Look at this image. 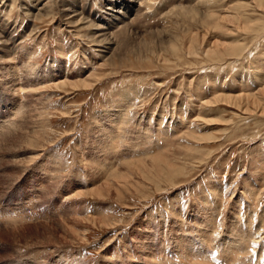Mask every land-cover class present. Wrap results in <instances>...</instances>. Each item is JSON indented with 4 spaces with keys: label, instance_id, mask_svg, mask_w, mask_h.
<instances>
[{
    "label": "rangeland",
    "instance_id": "374dc122",
    "mask_svg": "<svg viewBox=\"0 0 264 264\" xmlns=\"http://www.w3.org/2000/svg\"><path fill=\"white\" fill-rule=\"evenodd\" d=\"M128 2L0 0V264H264V0Z\"/></svg>",
    "mask_w": 264,
    "mask_h": 264
},
{
    "label": "bare ground",
    "instance_id": "6f19581e",
    "mask_svg": "<svg viewBox=\"0 0 264 264\" xmlns=\"http://www.w3.org/2000/svg\"><path fill=\"white\" fill-rule=\"evenodd\" d=\"M120 1V0H119ZM136 1H138V0H136ZM134 2V0H129V2H128V4L127 5H133L132 3ZM120 3V2H119ZM113 8V7H112ZM129 8H131V7H129ZM114 9V8H113ZM115 11V10H114ZM116 12H117V14H114V13H111V16L112 17H115V16H120V18H122V13H123V11L122 10H117L116 9ZM125 12V11H124ZM126 13V12H125ZM117 19H119V18H117ZM106 33V32H105ZM105 36V35H104ZM110 42H108V44H109ZM96 45H98L99 46V44L98 43H96ZM239 48H240V46H236V47H233L232 48V51H233V53H236L237 51H239L240 52V50H239ZM107 49H110V46H106L105 47V50H104V53H107L106 52V50ZM241 49V48H240ZM244 49V48H243ZM231 50V49H230ZM211 51V50H210ZM212 51H214V50H212ZM259 54V53H258ZM239 55V54H238ZM259 55H264V53L263 54H259ZM258 59V58H257ZM256 67V66H255ZM30 68V67H29ZM18 73H20V72H18ZM16 75H19V74H17L16 73ZM15 75V76H16ZM5 77V76H4ZM13 77H14V75H13ZM11 79H12V77H11ZM21 82V81H20ZM18 84V83H17ZM23 87V86H22ZM17 90H19V92H20V95L22 96L23 94L21 93L22 92V89H20L19 87H18V89ZM15 91V90H14ZM18 93V92H17ZM242 95V94H241ZM24 96V95H23ZM21 99H22V97H21ZM22 101H23V99H22ZM26 101V100H25ZM20 106H21V104H20ZM23 106V105H22ZM19 110V111H18ZM17 111V114H19V112H20V110H21V108L20 109H18ZM23 111V108H22V110H21V112ZM21 114V113H20ZM13 118V117H12ZM6 121L10 124L11 122H12V120L10 119V118H8V119H6ZM14 122H12L11 124H13ZM7 124V123H6ZM83 190V189H82ZM197 257V256H196Z\"/></svg>",
    "mask_w": 264,
    "mask_h": 264
}]
</instances>
